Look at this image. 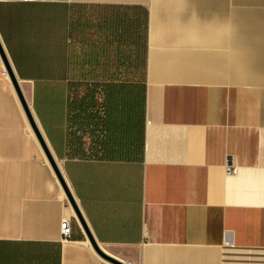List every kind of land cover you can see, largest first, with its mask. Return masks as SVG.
I'll return each mask as SVG.
<instances>
[{
	"label": "crops",
	"instance_id": "1",
	"mask_svg": "<svg viewBox=\"0 0 264 264\" xmlns=\"http://www.w3.org/2000/svg\"><path fill=\"white\" fill-rule=\"evenodd\" d=\"M0 43L108 253L264 264V0H0ZM83 225L0 54V264H114Z\"/></svg>",
	"mask_w": 264,
	"mask_h": 264
},
{
	"label": "water",
	"instance_id": "2",
	"mask_svg": "<svg viewBox=\"0 0 264 264\" xmlns=\"http://www.w3.org/2000/svg\"><path fill=\"white\" fill-rule=\"evenodd\" d=\"M0 54H1V56L3 58V61H4L5 65H6L7 71H8V73H9V75H10L12 81H13V84H14V86L16 88V91H17V94L19 96V99H20V101H21V103H22V105H23V107H24V109L26 111L27 118H28V120H29V122H30V124H31V126H32V128H33V130H34V132H35L40 144L42 145L43 150H44V152H45V154H46V156H47L52 168L54 169V172H55L56 176L58 177L60 183L62 184L64 190L66 191V194H67L70 202L72 203V205H73V207H74V209H75L80 221L82 222V224H84L83 226H84V228H85V230L87 232L88 238L90 239V242H91L93 248L95 249V251L102 258H104L105 260H107V261H109L111 263H114V264H127V263H125V262H123V261H121L119 259H116L114 256H112L110 253H108L103 247H101L94 240V238H93V236H92V234H91V232H90V230H89V228H88V226H87V224H86V222H85V220H84V218H83V216H82V214H81V212H80V210H79V208L77 206V203H76V201L74 199V196H73V194H72V192H71V190H70V188L68 186V183H67L64 175L62 174L61 170H60L58 162H57L56 158L52 155V153H51V151H50V149H49V147H48V145H47V143H46V141H45V139H44V137H43V135H42V133H41V131H40L35 119H34V117H33V115H32V113H31V111L29 110V106H28V103H27V100H26V96L22 92V90L20 88V85L18 83V80L16 79V77H14V74L12 72V69H11L10 65H9L8 59H7L6 54H5V52H4L3 48H2L1 43H0Z\"/></svg>",
	"mask_w": 264,
	"mask_h": 264
},
{
	"label": "built area",
	"instance_id": "3",
	"mask_svg": "<svg viewBox=\"0 0 264 264\" xmlns=\"http://www.w3.org/2000/svg\"><path fill=\"white\" fill-rule=\"evenodd\" d=\"M4 74H6V70L4 71ZM77 96L78 95L75 94L74 96H72L73 97L72 99L77 101V99L79 98V96L78 97ZM77 112H79V111H77ZM89 112L97 113V114L99 113L100 115L99 114L98 115L101 117V116H103L105 111H104L103 107H101L99 109L97 107H93V108L89 109ZM103 132H104V130L102 128L101 129L99 128V129H97V131L95 133L96 137L88 136V138H87V140H88L87 146L88 147L87 148H88L89 152H91V155H97L98 152H100L101 146H100L99 140L101 139ZM84 134H86V136H87L86 130H84ZM234 169L235 168H234L233 164L226 162V172L227 173L234 172ZM61 232H62V235L64 238L70 237L71 227L67 221L65 223H63L62 228H61Z\"/></svg>",
	"mask_w": 264,
	"mask_h": 264
},
{
	"label": "trees",
	"instance_id": "4",
	"mask_svg": "<svg viewBox=\"0 0 264 264\" xmlns=\"http://www.w3.org/2000/svg\"><path fill=\"white\" fill-rule=\"evenodd\" d=\"M82 80V79H81ZM79 101V100H78ZM81 103H82V101H81ZM81 107H82V105H81Z\"/></svg>",
	"mask_w": 264,
	"mask_h": 264
}]
</instances>
